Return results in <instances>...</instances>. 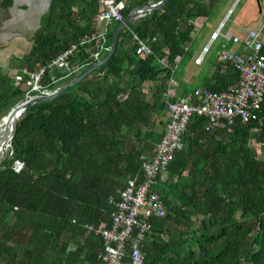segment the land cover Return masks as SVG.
Segmentation results:
<instances>
[{"label": "trees", "instance_id": "trees-1", "mask_svg": "<svg viewBox=\"0 0 264 264\" xmlns=\"http://www.w3.org/2000/svg\"><path fill=\"white\" fill-rule=\"evenodd\" d=\"M158 1L126 0L122 16ZM218 1L169 0L121 29L102 67L24 112L8 159L0 162V264H101L104 243L85 226L109 227V200L117 201L126 179L138 175L166 124L163 94L173 74L157 59L165 57L170 65L178 56L180 62L193 23L209 17ZM97 11L98 0H51L18 69L32 71L90 34ZM115 25L107 31V47ZM132 33L151 56L135 55ZM79 50L71 64L81 65L82 72L88 55ZM219 70L216 63L204 88L220 92L237 80L231 67ZM14 72H0L4 112L24 97L25 88L13 85ZM156 80L147 103L142 84ZM257 118L208 130L204 118L190 116L182 149L158 182L165 215L149 220L143 264H264V98ZM251 142L260 146L262 158L251 155ZM15 161L22 163L18 172L12 169Z\"/></svg>", "mask_w": 264, "mask_h": 264}, {"label": "built area", "instance_id": "built-area-1", "mask_svg": "<svg viewBox=\"0 0 264 264\" xmlns=\"http://www.w3.org/2000/svg\"><path fill=\"white\" fill-rule=\"evenodd\" d=\"M125 7L126 0H98V11L92 19L93 31L75 42H69L64 50L47 63L37 65L32 71L26 68L15 70L12 75L13 85H22L26 97L47 95L56 89L49 90L51 85L80 72L81 65L71 64L79 49L87 52V65L98 61L101 53H106L109 47L106 45L107 27L122 20ZM222 25L219 24L209 35L207 44L201 48L193 63L199 65L209 46L221 38L231 46H236L234 49H221L218 60L222 66L231 67L237 80L220 92L199 87L172 101L165 89L166 124L151 157L140 163L137 176L126 179L124 187L118 191L117 201L109 200L112 206L109 227L103 224L96 228L85 226L87 231L104 243L99 255L101 264H143L142 245L148 242L151 235L149 220L161 219L165 215L157 193L158 182L163 181L165 168L172 156L182 149L180 138L192 114L204 118L208 130L225 129L236 120L240 124L258 120L257 113L264 98V54L261 52L264 22L247 30L242 38L230 32L220 33ZM131 39L136 45V56L152 55L150 48L133 33ZM157 63L160 68L169 69L172 75L179 57L176 56L170 65L165 57L157 59ZM256 131L253 129L251 133ZM21 167L22 163L15 161L12 169L18 172Z\"/></svg>", "mask_w": 264, "mask_h": 264}, {"label": "crops", "instance_id": "crops-1", "mask_svg": "<svg viewBox=\"0 0 264 264\" xmlns=\"http://www.w3.org/2000/svg\"><path fill=\"white\" fill-rule=\"evenodd\" d=\"M50 1L51 0H0V72L7 71L8 74H10L19 68L18 59L28 52L31 45V37L38 28L40 18L43 14H45ZM261 3V6L259 5V13L257 11V16H252L251 10L249 12H245L243 10L238 12L237 18L238 22L241 21L240 23L245 20L247 22L248 17L252 18L248 22L249 27L247 29H244L241 24L237 25L235 22H233L232 27H228L225 32H230L232 35L242 38L247 30L255 28L260 25V23L264 22V0H261ZM217 4L215 5L209 17L198 18L193 23L194 28L191 31V42L186 44L184 48L186 55H184L183 57H188L190 52L189 49L191 46H193L192 40L197 30L202 28V26L207 24L209 21L214 22L215 19L219 17L222 11L220 6L222 4L224 5L225 3L222 2L220 6H218ZM223 22L224 18L221 22H219V24ZM207 26H209V24H207ZM111 27L112 25H109L107 27V31L111 30ZM233 29L234 31H232ZM214 30H212L210 34ZM219 46L220 50L230 48L234 49L233 46H231L228 42H224L223 40L221 42V45ZM220 50L218 52L215 51L211 53L205 58V55L208 53L207 51V53L203 56L201 63L199 65H195L193 63V60L197 55H199L201 51L200 49V51L192 59L193 66L191 65V63L183 65L180 73L174 79L173 73L171 78L167 80L165 87V89H167L169 93V100L172 101L175 97L180 95V93H187L195 88L203 87V81L211 79V77L215 74V65L216 63H220L218 60ZM8 64H10L11 66L9 67V69L5 70V66ZM14 64H16L17 66L15 67ZM223 69L224 66H222V64L220 63V70L218 71V74L223 73ZM160 77L161 76H159V78ZM195 84L199 86H194L190 90L189 87ZM158 85L159 80L153 82H145L142 84L141 90L145 95V102H151L154 88ZM161 127L162 125L160 126V131H162Z\"/></svg>", "mask_w": 264, "mask_h": 264}, {"label": "water", "instance_id": "water-1", "mask_svg": "<svg viewBox=\"0 0 264 264\" xmlns=\"http://www.w3.org/2000/svg\"><path fill=\"white\" fill-rule=\"evenodd\" d=\"M169 0H160L158 2H155L153 4H147V5H140V6H134L132 7L125 16H123L122 20L117 23L110 35V44L108 47V50L106 53L96 62L93 64L89 65L86 69H84L82 72L77 74L76 76L72 77L68 81L64 82L61 84L59 87L54 89L52 92H50L47 95H32V96H25L19 101H17L14 105H12L0 118V127L2 125V122L4 119H8L11 121V125L8 129L7 132L3 133L0 136V150L4 148V146L10 147V141L14 135L15 129L17 122L19 119L22 117L24 112L31 107L34 104L41 103V102H47L51 101L58 96H60L62 93H64L66 90H68L70 87L73 85L77 84L84 78L88 77L91 75L94 71L98 70L100 67H102L108 59L113 55L116 45H117V40H118V34L119 31L131 23L135 22L138 19L144 18L148 16L150 13L162 8ZM256 6H257V11L259 13V2L258 0H255ZM235 4V3H234ZM233 4V5H234ZM230 12V10L227 12V14ZM224 17L225 18L227 17Z\"/></svg>", "mask_w": 264, "mask_h": 264}, {"label": "rangeland", "instance_id": "rangeland-1", "mask_svg": "<svg viewBox=\"0 0 264 264\" xmlns=\"http://www.w3.org/2000/svg\"><path fill=\"white\" fill-rule=\"evenodd\" d=\"M222 2H224L225 4L223 5ZM219 4H217L218 6H220L221 8V13L219 15V17H217L215 19L214 22L209 21L207 24H209V26H207V24H205L204 26H202V28H200L199 30H197L196 34L193 37V46L190 47V52L187 58L183 57L181 59V61L176 64V67L174 69V75H173V79L176 78L178 76V74L180 73V70L182 69L183 65H187L190 64L192 65V59L193 57L200 51L202 46H205L208 42V37L209 34L212 30H214L217 25L219 24V22H221L223 20V18L226 16L228 10H230V12L227 14V17L225 18L223 25L221 27V31L220 33H224L226 31V29L228 27H232V23L235 22L237 25H242L244 29H247L249 27V21L252 18L248 17V21H242V23H240L241 21L238 22V18H237V14L239 11L243 10L245 12H249L250 10L252 11L251 15L252 16H257V6L255 3V0H220L218 1ZM235 3V4H234ZM234 4V5H233ZM261 0H259V5L261 6ZM219 8V9H220ZM249 15V14H247ZM113 25V24H112ZM234 31V29L232 30ZM231 31V32H232ZM221 38H217L212 45L210 46L208 53L205 55V58L207 56H209L211 53L215 52V51H219L220 50V46L221 45ZM234 48H236V46H233ZM188 54V53H187ZM11 65L8 64L5 66V70L9 69ZM14 66L16 67L17 65L14 64ZM193 66V65H192ZM5 72V71H2ZM194 86H199L197 84L190 86V90L191 88H193ZM190 92V91H189ZM188 93V92H187ZM181 95V93H180ZM179 96V95H178ZM25 97V95H24ZM5 112L3 110H0V118L2 117V115ZM156 131H160V127L156 125L155 127ZM9 149L10 147L7 148V150L0 156V162L4 159H8L9 156ZM250 152L251 155L257 158H262L261 154H260V146L255 145L254 143H250ZM2 157V159H1Z\"/></svg>", "mask_w": 264, "mask_h": 264}, {"label": "bare ground", "instance_id": "bare-ground-1", "mask_svg": "<svg viewBox=\"0 0 264 264\" xmlns=\"http://www.w3.org/2000/svg\"><path fill=\"white\" fill-rule=\"evenodd\" d=\"M10 125H11V121L8 120L7 118L4 119V121L2 122V125H1V127H0V136H1L3 133H5V132L8 131ZM6 150H7V146H4V148H3L2 150H0V156H1ZM8 152H9V151H8ZM4 154H5V153H4ZM1 159H2V157H1Z\"/></svg>", "mask_w": 264, "mask_h": 264}]
</instances>
